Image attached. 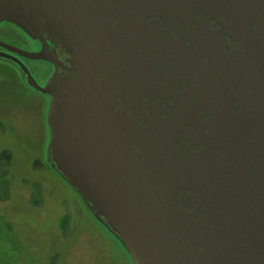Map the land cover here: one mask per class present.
<instances>
[{"label":"water","instance_id":"water-1","mask_svg":"<svg viewBox=\"0 0 264 264\" xmlns=\"http://www.w3.org/2000/svg\"><path fill=\"white\" fill-rule=\"evenodd\" d=\"M54 63L47 160L134 264H264V0H0ZM65 73H58V67Z\"/></svg>","mask_w":264,"mask_h":264},{"label":"rangeland","instance_id":"rangeland-1","mask_svg":"<svg viewBox=\"0 0 264 264\" xmlns=\"http://www.w3.org/2000/svg\"><path fill=\"white\" fill-rule=\"evenodd\" d=\"M27 62L44 82L49 64ZM0 92V264H134L48 165L49 95L21 85L7 67Z\"/></svg>","mask_w":264,"mask_h":264},{"label":"flooded vegetation","instance_id":"flooded-vegetation-1","mask_svg":"<svg viewBox=\"0 0 264 264\" xmlns=\"http://www.w3.org/2000/svg\"><path fill=\"white\" fill-rule=\"evenodd\" d=\"M42 48H45L48 53L54 55L65 66L68 65V56L51 42L47 41L43 43L41 40L29 36L20 25L9 20H0V72L7 67L12 73V76L21 82V85H25L26 83L29 87L33 88L27 82V76L23 70V65L29 68L27 62L29 60L45 61L49 64L48 72L47 69L45 71L47 72L45 81L38 82L37 77L35 78L40 85H44L55 71L54 63L44 59L28 58L24 55V51L38 52ZM58 73H65V69L59 66ZM33 89L36 90L35 88ZM36 91L40 92L38 90ZM49 97L51 99L50 95ZM0 98H2L1 92Z\"/></svg>","mask_w":264,"mask_h":264},{"label":"crops","instance_id":"crops-1","mask_svg":"<svg viewBox=\"0 0 264 264\" xmlns=\"http://www.w3.org/2000/svg\"><path fill=\"white\" fill-rule=\"evenodd\" d=\"M49 165V164H48ZM51 168V167H50ZM55 172V171H54ZM56 173V172H55ZM57 174V173H56ZM58 175V174H57ZM104 226V225H103Z\"/></svg>","mask_w":264,"mask_h":264},{"label":"trees","instance_id":"trees-1","mask_svg":"<svg viewBox=\"0 0 264 264\" xmlns=\"http://www.w3.org/2000/svg\"><path fill=\"white\" fill-rule=\"evenodd\" d=\"M5 156V155H4ZM5 157H8V155L6 154V156Z\"/></svg>","mask_w":264,"mask_h":264}]
</instances>
